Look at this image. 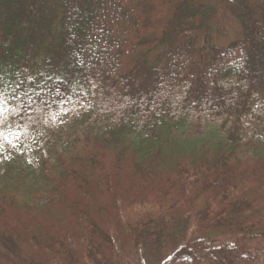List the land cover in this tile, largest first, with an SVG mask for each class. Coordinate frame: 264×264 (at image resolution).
Listing matches in <instances>:
<instances>
[{"label": "trees", "instance_id": "obj_1", "mask_svg": "<svg viewBox=\"0 0 264 264\" xmlns=\"http://www.w3.org/2000/svg\"><path fill=\"white\" fill-rule=\"evenodd\" d=\"M0 92V264H264V0H0Z\"/></svg>", "mask_w": 264, "mask_h": 264}, {"label": "rangeland", "instance_id": "obj_2", "mask_svg": "<svg viewBox=\"0 0 264 264\" xmlns=\"http://www.w3.org/2000/svg\"><path fill=\"white\" fill-rule=\"evenodd\" d=\"M220 0H203V2L207 5H214L217 2H219ZM222 23V24H221ZM134 24V27H136V24ZM221 27H223V31L225 32V34L223 36L220 37H215L213 36V39H215L214 43L217 46H226V44L230 43V42H234L240 39L241 33H242V29L239 26V24L237 23V21L235 19H231L228 16H224L222 21L220 22ZM218 25H214V29L217 27ZM155 55L157 53L153 52ZM3 102V101H1ZM4 109L6 108V104H3ZM5 137H7V139L9 141L12 142V144H16L17 143V133L14 131H11L9 133H7L5 135ZM1 140V138H0ZM10 156H13V154H11L9 148L7 146H5L4 144H2V147H0V173H2V171L5 168V165H7ZM35 155H31L29 156V159L31 160V162H35ZM258 169L254 168L253 166H248L243 170V173L246 174H255V172H257ZM258 171H262V175H264V171L263 170H258ZM244 183H246L245 181H242ZM176 260V256H167L165 259H163L162 261H157L154 264H172L174 261ZM136 264H149L146 261V257L144 256H139L138 260L136 262Z\"/></svg>", "mask_w": 264, "mask_h": 264}, {"label": "snow or ice", "instance_id": "obj_3", "mask_svg": "<svg viewBox=\"0 0 264 264\" xmlns=\"http://www.w3.org/2000/svg\"><path fill=\"white\" fill-rule=\"evenodd\" d=\"M29 79H31V78H29ZM22 83H23V82H21V84H22ZM16 87H17V89H19V88H20V84H17ZM37 94H39V93H37ZM2 95H3V93L0 92V96H2ZM25 95H27V93H25ZM29 99H31V98H29ZM4 103H6V101L0 102V115H3V112H4L3 104H4ZM4 128H5V124H4L2 121H0V138H2V140H0V147H2V144H3L4 142L9 143V144L12 143L11 141H9V140L7 139V137H4V136H3Z\"/></svg>", "mask_w": 264, "mask_h": 264}]
</instances>
